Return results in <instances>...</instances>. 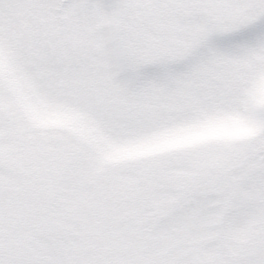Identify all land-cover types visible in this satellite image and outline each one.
Instances as JSON below:
<instances>
[{
	"label": "snow or ice",
	"instance_id": "obj_1",
	"mask_svg": "<svg viewBox=\"0 0 264 264\" xmlns=\"http://www.w3.org/2000/svg\"><path fill=\"white\" fill-rule=\"evenodd\" d=\"M0 264H264V0H0Z\"/></svg>",
	"mask_w": 264,
	"mask_h": 264
}]
</instances>
